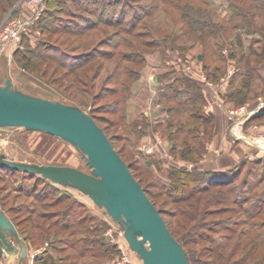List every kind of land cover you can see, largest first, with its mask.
<instances>
[{
  "label": "rangeland",
  "instance_id": "1",
  "mask_svg": "<svg viewBox=\"0 0 264 264\" xmlns=\"http://www.w3.org/2000/svg\"><path fill=\"white\" fill-rule=\"evenodd\" d=\"M72 1L91 9L75 8ZM82 1L55 0L48 16L43 17L42 26H37V34L21 40L11 54L5 50L0 54V85L10 79L27 94L80 105L85 112L94 114L124 161L138 168L136 178L156 194L154 200L164 219L173 221L180 235L189 230L197 264H264V150L235 137H246L264 148V117L247 122L250 115L264 107V57L256 56L264 44V0H245L241 6L248 28H244L245 20L231 18L228 6L231 0H174L180 4L197 3L196 6L205 1L212 21L222 25V31L204 43L187 32L181 21L182 12L171 5V0H111L116 2L112 7L107 5L109 0ZM25 2L13 3L0 27L8 19L18 17ZM124 3L127 5L122 26L133 29L137 37L119 32L118 25L103 23L77 37L51 29L54 24H61L59 18H74L75 13L88 20L92 11L96 19L101 12L103 18L112 14L115 20ZM136 14L140 21L132 27L130 20ZM231 26L238 28L232 30ZM113 32L120 34L122 43L114 48L101 46V38ZM147 32L149 37L145 36ZM170 32L173 36L166 42L164 36ZM140 40L153 46L144 48ZM43 43H51L70 58L89 50L96 55L72 74L51 61L26 64L23 56L31 58L30 51ZM138 50L142 53L138 64L125 61L136 56ZM55 56L63 59L59 54ZM243 56H249L256 67L249 97L237 106L226 96L232 91L233 79H236L234 87L243 81ZM187 71L192 76H187ZM113 75L112 81L106 83ZM183 79L200 86L203 100L199 115L212 119L206 134L203 124L193 131L190 102L182 97L181 103H176L178 98L172 97V92L181 89L179 82ZM105 90L115 93L105 94ZM116 100L119 109L114 112ZM135 123L142 129L137 127L135 131ZM155 136L161 139L164 151L172 155L173 161L168 156L155 158L146 154ZM183 141L198 147L191 160L183 157ZM0 151L13 161L69 166L89 172L81 154L71 144L42 132L0 129ZM172 168L195 174L215 173L214 176L222 178L236 174L231 188L237 190L229 202L208 205L206 213L192 223L179 213L193 211L186 206L187 202L174 204L167 196L173 185L168 180ZM22 174L0 169V204L6 215L14 219L27 246V257L21 264H41L36 260L44 254L54 264H142L119 228L87 196ZM162 185L165 191L158 189ZM181 189L190 194L194 186L185 183ZM217 191L212 188L204 197L209 198ZM171 196L179 195L172 192ZM200 208L201 205L196 210L199 212ZM35 221L55 227L43 232L35 228Z\"/></svg>",
  "mask_w": 264,
  "mask_h": 264
},
{
  "label": "water",
  "instance_id": "2",
  "mask_svg": "<svg viewBox=\"0 0 264 264\" xmlns=\"http://www.w3.org/2000/svg\"><path fill=\"white\" fill-rule=\"evenodd\" d=\"M262 111L264 107L247 120ZM3 128L42 132L71 144L89 172L69 166L13 161L1 151L0 169L28 173L87 196L119 228L142 264H190L159 211L87 112L58 100L27 94L7 79L0 85V129ZM240 139L262 149L246 137ZM26 257L25 242L0 209V263L21 264Z\"/></svg>",
  "mask_w": 264,
  "mask_h": 264
},
{
  "label": "trees",
  "instance_id": "3",
  "mask_svg": "<svg viewBox=\"0 0 264 264\" xmlns=\"http://www.w3.org/2000/svg\"><path fill=\"white\" fill-rule=\"evenodd\" d=\"M18 0H0V22L3 20V18H5V14H8L9 10H11V5H13V3L17 2ZM55 0H47V10L44 13V15L41 17L38 25L41 27L44 21L43 17L48 16V13L51 9V7L53 6ZM97 0H94L93 3H95ZM245 0H231V2L229 3V11L231 12V18H235V19H242L245 20V26L244 28H248V21L246 20V18L244 17V11L242 10V7L245 2ZM82 2H86V0H83ZM73 4V6H75V8L78 9H88L87 6H82L85 4H82L81 2H71ZM112 3H116V2H111V0H109V2L107 3V5H109V7L113 6ZM171 5L173 7H175L176 9H178L180 12H182V16H181V21L184 22V24L187 27V32L190 34L192 33V35L196 36V41H200L203 42L205 40H207L209 37L215 36L217 35L219 32L222 31L223 27L221 24L218 23H214L211 19V15H210V11H207L206 9V3L205 1H202L200 4H198V6H196L197 3L195 4H188V3H182L180 4V2H174V0L170 1ZM155 4V3H153ZM151 3L152 6H155ZM127 5L126 3H124L122 11L117 15V17H115V20L113 15L110 14L109 18H103L102 13L100 12V14L98 13L97 15V19H96V14H94V11H92L93 16L88 18L83 17L82 15H79L78 13H75L76 16L74 18H64L61 20V18H59L58 20L62 21L60 25H56L54 24L52 26V31H62L63 33L68 34L69 36L72 37H77V35L82 34V32L85 31H92L94 29L97 28L98 24H102L103 25H108V26H115L118 25L117 27H120L118 30L119 32H123L124 34L127 35H131L134 37H137L136 35H134L135 33L133 32V29L131 28H123V24H122V20L125 19V8L124 6ZM205 5V7H204ZM91 9V8H89ZM88 9V10H89ZM148 12L145 14L147 15ZM101 17V18H100ZM113 17V19H112ZM132 23V27H134L136 24H138V22L140 21V17L136 14L133 17H131L130 20ZM238 27L236 26H231V29H236ZM144 35V34H143ZM148 32L145 34V36H148ZM120 36V34L118 32H113L111 34H108L107 36L101 38V46H111V48L114 46H118V43L121 44L122 42L120 41V39L118 38ZM173 33H168L167 35L164 36V40L167 42L170 38H172ZM24 40H27L26 37H24L22 39V42ZM153 46L152 43L148 42L147 40H145L144 42H141L140 40V46H144L145 47H149V46ZM79 44L76 46L78 47ZM150 46V47H151ZM154 46H157L156 44H154ZM95 49V48H92ZM136 49V48H135ZM58 48L56 49L54 45H52L51 43H43L41 45H38L37 47H35L33 50H31L30 54H31V58L27 57V56H23V61L26 64H31L33 63L34 65H40L41 63L43 64H47L49 61L54 62L57 64L58 68H63V70L67 71V73L72 74L73 71L78 70L79 68L83 67V65H86V63H88L90 61V59H92L95 55L93 54L92 50H89L88 52L85 51L84 54L82 55H74L73 58L68 57L66 54H61L59 52ZM259 55L256 56H260V58L264 57V44L262 45V48L259 52ZM27 53H25L26 55ZM55 54H59L60 56H62L63 59H58L56 58ZM108 55V54H107ZM141 55L142 53L137 52V55L134 57H129V58H125V61L128 62H135V64H138L142 59H141ZM136 58H139V61L136 62ZM22 60V59H20ZM242 61H243V72L241 73V78L243 79L241 85L239 87H234V84L236 82V79L232 80V91L229 92V94H227L226 98L233 102L235 105L240 106L243 105L246 100L249 97L250 94V80L253 79L252 75L254 73L255 67L256 65H253L252 59L249 56H243L242 57ZM119 69V66L117 65V70ZM121 69V68H120ZM119 69V70H120ZM118 73H123V71H117ZM117 73V75L119 76V74ZM115 75V74H114ZM113 76H109L106 80V83H110L112 81ZM117 76V77H118ZM118 80V78H117ZM181 85V89L178 92H172L173 96L175 99L178 98V100L176 101V103H181L180 101L182 97H184L187 101L190 102V104L193 106V112L191 113V121H192V126H193V131L194 130H198L199 125L203 124L205 125V130L203 131V133L206 132L208 133V128L207 125L211 124L212 119L210 117L208 118H204L203 116L199 115V111L202 108V94L200 92V86L199 84H196L195 82H192L188 79H183L180 82ZM111 94V93H115V90H105V94ZM60 101V100H59ZM62 102V101H61ZM64 103V102H63ZM65 104H69V103H65ZM70 105H74L77 106L79 108L82 109V107L80 105H75V104H70ZM119 109V103L117 102V100L114 102V108L113 111L116 112ZM83 110V109H82ZM84 111V110H83ZM88 113V112H87ZM89 116H91L94 121L97 123V119L96 116L92 113H88ZM264 117V111H262L261 113H258L255 117L251 118V119H260ZM146 115H143V119L146 120ZM249 119V120H251ZM247 120V122L249 121ZM99 126V125H98ZM100 127V126H99ZM137 127H139L140 129H142L139 125H137L136 123L133 125V128L135 129V131L137 130ZM101 128V127H100ZM182 128V126H181ZM102 129V128H101ZM103 132L105 133L104 129H102ZM143 131V130H142ZM191 132V134H193L194 132ZM46 134V133H45ZM49 135V134H48ZM105 135L107 136V134L105 133ZM172 139V135H169ZM57 138V137H56ZM107 138L110 140L113 148L116 150V148L113 145V142L111 140V138H109L107 136ZM200 145H203L202 143H200ZM181 146L183 147L184 150V154L183 157L186 160H191L192 158V153L194 152V150H196L198 147L197 146H191L190 143L188 141H183L181 143ZM117 151V150H116ZM185 152H188L187 154H189V157L186 156L187 154ZM117 153L119 154V156L122 158V160L124 161L125 159L122 156V153L117 151ZM125 162V161H124ZM37 164V163H34ZM127 166L129 167V170L131 172V174L133 175V177L135 178V180L140 184V186L143 188V190L145 191L146 195L148 196L149 200L151 201V203L156 207V209L159 211V213L161 214L167 228L169 229V232L171 233V235L181 244L182 248L185 251V254L187 256V259L189 261L190 264H197L196 260H194V253L190 247V245L193 243V239H189V230L186 231L184 234L180 235L178 232V226L176 224H174L173 221L169 220L167 221L166 219H164L163 217V213L162 211L157 207V203L154 200V197H156V194H152L148 189V187H144L142 185V182L140 181V179L136 178L135 175V171L138 168H134L131 164L126 163ZM41 165V164H39ZM56 166V165H53ZM4 170H8V169H4ZM11 172H13L12 170H9ZM28 173H24L22 175H27ZM29 175V174H28ZM31 175V174H30ZM210 175V176H209ZM214 175L217 174H208V173H194V172H186V171H182L181 170H176L175 168L171 169L170 174L168 175V180H171L173 182L172 187H170V190L168 188V194L167 196H169V198L171 197V201L174 204L177 203H181V202H187L186 206L187 207H191L190 210H193L191 212H188V210L185 211H179V213H181L185 218H187L189 221L196 222L198 220V217L205 214V209L208 207V205H210L211 203H216L218 202V204L224 203L225 202H229V200H231V196L233 194V192H236V188H231V184L233 183V181L236 179V174H230V177H216ZM34 179H36L39 182L42 183H46L47 185H50V181L48 180H43L37 176H33ZM185 183H189L192 184L194 186V190L190 193V194H185L182 192V185H184ZM199 184L198 187H196L195 185ZM151 185V184H149ZM157 186V185H156ZM229 187V188H228ZM165 186H160L158 189L165 191ZM212 188H216L218 189V191L215 194H212L211 197L206 198L204 197ZM227 190V191H226ZM181 191V192H180ZM226 191V192H225ZM172 192H177V194L179 196L177 197H172L171 193ZM238 195V194H237ZM201 205V208L199 209V212L197 211V207ZM0 209L3 211V213L6 215L5 211L3 210L2 205L0 204ZM189 209V208H188ZM194 209L196 211H194ZM189 210V211H190ZM177 211V212H178ZM195 212V213H194ZM198 214H197V213ZM203 212V213H202ZM7 216V215H6ZM65 216H68V213L65 214ZM8 217V216H7ZM11 222L13 223L19 237H21V233L18 230L17 224L15 223L14 219L8 217ZM47 219V218H45ZM35 228H37L40 231L43 232H48L50 230V228L54 225L51 224H47V226H45L44 224H41L37 221H35ZM55 227V226H53ZM46 228V229H45ZM31 235L33 237V232L31 231ZM25 242V239H22ZM249 243H253L250 242ZM26 244V242H25ZM98 250L96 251L95 255L97 256ZM37 262H40L41 264H54L52 258L49 255H45L44 256H40L37 258L36 260Z\"/></svg>",
  "mask_w": 264,
  "mask_h": 264
},
{
  "label": "built area",
  "instance_id": "4",
  "mask_svg": "<svg viewBox=\"0 0 264 264\" xmlns=\"http://www.w3.org/2000/svg\"><path fill=\"white\" fill-rule=\"evenodd\" d=\"M46 10L47 0H26L21 14L16 18L8 19L0 27V54L4 50L6 52L10 51L11 54L24 37L29 38L33 34H37L38 23ZM185 74L192 76L188 71ZM235 137L237 139L241 138L236 135ZM245 143L250 145L247 142ZM163 145L161 139L155 136L152 143L148 144L149 147H145V149L147 148L146 154L155 158L158 155L162 157L168 156L167 158L173 161L172 155L164 151ZM260 147L262 148V146Z\"/></svg>",
  "mask_w": 264,
  "mask_h": 264
},
{
  "label": "crops",
  "instance_id": "5",
  "mask_svg": "<svg viewBox=\"0 0 264 264\" xmlns=\"http://www.w3.org/2000/svg\"><path fill=\"white\" fill-rule=\"evenodd\" d=\"M15 263V262H14ZM1 264V263H0ZM5 264H9L8 262L7 263H5Z\"/></svg>",
  "mask_w": 264,
  "mask_h": 264
},
{
  "label": "bare ground",
  "instance_id": "6",
  "mask_svg": "<svg viewBox=\"0 0 264 264\" xmlns=\"http://www.w3.org/2000/svg\"><path fill=\"white\" fill-rule=\"evenodd\" d=\"M6 263H7V261H6Z\"/></svg>",
  "mask_w": 264,
  "mask_h": 264
}]
</instances>
